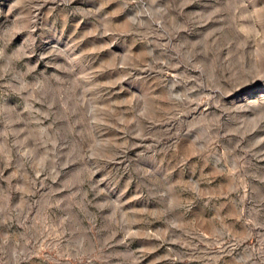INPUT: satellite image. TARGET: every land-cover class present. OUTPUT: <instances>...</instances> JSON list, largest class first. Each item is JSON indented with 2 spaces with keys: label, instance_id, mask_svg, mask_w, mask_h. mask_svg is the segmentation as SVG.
Instances as JSON below:
<instances>
[{
  "label": "rangeland",
  "instance_id": "obj_1",
  "mask_svg": "<svg viewBox=\"0 0 264 264\" xmlns=\"http://www.w3.org/2000/svg\"><path fill=\"white\" fill-rule=\"evenodd\" d=\"M0 264H264V0H0Z\"/></svg>",
  "mask_w": 264,
  "mask_h": 264
}]
</instances>
